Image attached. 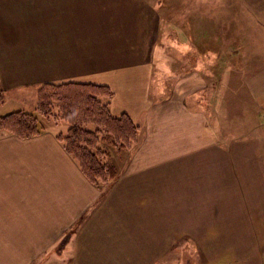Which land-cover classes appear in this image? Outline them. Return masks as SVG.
Segmentation results:
<instances>
[{
    "label": "crops",
    "instance_id": "obj_1",
    "mask_svg": "<svg viewBox=\"0 0 264 264\" xmlns=\"http://www.w3.org/2000/svg\"><path fill=\"white\" fill-rule=\"evenodd\" d=\"M180 4L183 64L165 39ZM223 48L246 56V69L238 62L211 69L206 61ZM74 79L109 86L112 112L129 114L139 137L114 150L117 159L109 147L119 175L97 186L58 131L33 138L1 131L0 264H156L143 262L142 238L159 212L142 206L166 197L169 206L170 180L154 200L149 183L169 176L171 161L223 148L231 121L215 112L217 103L264 116V0H0V87L38 91Z\"/></svg>",
    "mask_w": 264,
    "mask_h": 264
},
{
    "label": "rangeland",
    "instance_id": "obj_2",
    "mask_svg": "<svg viewBox=\"0 0 264 264\" xmlns=\"http://www.w3.org/2000/svg\"><path fill=\"white\" fill-rule=\"evenodd\" d=\"M185 13L187 11L181 4L170 10V32L165 36L172 43L170 56H180L181 64L186 53L182 51L178 34L182 31ZM215 58L216 61L211 60ZM211 59L208 58L206 63L217 72L228 69L231 62L233 67L234 62L244 69L247 66L246 56H231L225 48L221 56H212ZM1 89L5 100L0 104V115L20 109L36 113L37 87L26 86L25 89L7 92ZM217 108L219 110L215 112L219 114L220 111L222 119L226 114L230 117L226 120L231 121L229 126L224 124V130L231 135L223 134V148L171 161L170 175L164 172L161 179L155 177L149 183L150 198L153 196L154 200L157 188L170 180V204H166V197L165 202L159 198L157 206H142L143 213L149 214L152 207L153 212H159L158 219L151 222L153 225L148 223L151 228L149 234L143 233L144 263L152 260L156 264H188L198 262V256L201 264H240L243 259L241 264H258L261 260L262 254L258 250L264 246L263 110H255L251 119L250 108L248 115L245 108H228L229 113L218 103ZM237 112L239 116L235 115ZM40 122L46 130L67 133L69 128V122L63 119L54 120L40 115ZM87 127L94 129L95 125ZM114 150L112 152L117 159ZM148 196L146 194L144 200ZM150 198L143 203L149 204ZM168 208L170 214H163ZM152 245L157 246L158 251H152ZM192 245L205 246L207 252H194ZM179 248L182 252H175ZM246 248H252L254 252L248 255L244 252Z\"/></svg>",
    "mask_w": 264,
    "mask_h": 264
},
{
    "label": "trees",
    "instance_id": "obj_3",
    "mask_svg": "<svg viewBox=\"0 0 264 264\" xmlns=\"http://www.w3.org/2000/svg\"><path fill=\"white\" fill-rule=\"evenodd\" d=\"M113 95L112 89L104 84L47 81L37 91L36 113L20 109L0 115V132L33 138L46 131L40 115L66 120L67 133L57 134L66 151L93 184H111L119 171L109 147L122 152L137 142L139 133V125L129 114L112 112ZM4 100V90L0 88V104ZM89 124L95 128H88Z\"/></svg>",
    "mask_w": 264,
    "mask_h": 264
}]
</instances>
